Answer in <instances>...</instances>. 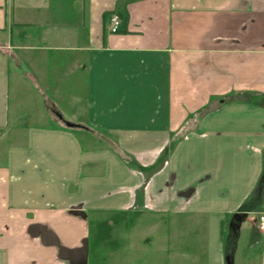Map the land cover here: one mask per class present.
<instances>
[{
	"label": "crops",
	"instance_id": "crops-1",
	"mask_svg": "<svg viewBox=\"0 0 264 264\" xmlns=\"http://www.w3.org/2000/svg\"><path fill=\"white\" fill-rule=\"evenodd\" d=\"M263 176L264 0H0V264H227Z\"/></svg>",
	"mask_w": 264,
	"mask_h": 264
},
{
	"label": "rangeland",
	"instance_id": "rangeland-1",
	"mask_svg": "<svg viewBox=\"0 0 264 264\" xmlns=\"http://www.w3.org/2000/svg\"><path fill=\"white\" fill-rule=\"evenodd\" d=\"M81 94H83L82 91L80 92H77V94H74L71 92V94L69 95V98H66V100H63L62 102H59V107H60V110L62 111L64 117L67 119V120H78V119H84L86 117V112H87V106H86V95H83L81 96ZM81 96V97H80ZM65 121V120H64ZM62 121L63 125H66V123ZM74 124V123H72ZM77 126V124H74ZM80 139L81 141H83V143H85V146L88 148L90 147L94 142H93V139L90 138L89 136L87 135H80ZM109 139V140H108ZM105 140L108 142V141H111L113 142L110 138H105ZM97 143V142H96ZM97 146V145H96ZM136 161V159H134ZM245 213H242L243 215L244 214H247V216L249 217V213H246V212H252V211H244ZM259 212L257 213H253V215H251L252 217V220L253 222H255V225L257 226V218H258V214ZM247 217V218H248ZM246 218V219H247ZM134 220V219H133ZM124 221H127L126 219ZM138 222L136 221V219L133 221L132 224H135ZM231 223V220L229 222V225ZM141 225V224H140ZM125 226V225H124ZM125 228V227H124ZM228 230H229V227H228ZM232 230V229H231ZM229 236V233L227 234V238ZM121 238L123 239V237L121 236ZM246 242V241H245Z\"/></svg>",
	"mask_w": 264,
	"mask_h": 264
},
{
	"label": "trees",
	"instance_id": "trees-1",
	"mask_svg": "<svg viewBox=\"0 0 264 264\" xmlns=\"http://www.w3.org/2000/svg\"><path fill=\"white\" fill-rule=\"evenodd\" d=\"M70 128V127H69ZM73 128H78V126H75ZM264 191V176L259 184L258 190L255 194V196H253V201L252 204H247V206H243V210L245 211H253L255 210L257 207H259L260 202H261V193ZM242 214H236L234 216V222L236 224L235 228H233L227 238L226 241V249H227V256L233 258L234 257V253L236 251V246H237V242H238V237H239V229H238V225L239 220L241 218Z\"/></svg>",
	"mask_w": 264,
	"mask_h": 264
},
{
	"label": "built area",
	"instance_id": "built-area-1",
	"mask_svg": "<svg viewBox=\"0 0 264 264\" xmlns=\"http://www.w3.org/2000/svg\"><path fill=\"white\" fill-rule=\"evenodd\" d=\"M109 24L111 33H118L121 31L122 22L118 14L115 13L110 16ZM257 215V228L262 234H264V213H258Z\"/></svg>",
	"mask_w": 264,
	"mask_h": 264
},
{
	"label": "water",
	"instance_id": "water-1",
	"mask_svg": "<svg viewBox=\"0 0 264 264\" xmlns=\"http://www.w3.org/2000/svg\"><path fill=\"white\" fill-rule=\"evenodd\" d=\"M66 125L68 126V127H70V128H73V127H75L76 125H74V124H72V123H69V122H66ZM248 216H247V214H242V216H241V218H240V220H239V225H238V229H240V225H241V222H243L244 220H246V218H247ZM235 226H236V224H235V222L233 221L232 222V224H231V229H233V228H235ZM226 262H227V264H233V258H231V257H227L226 258Z\"/></svg>",
	"mask_w": 264,
	"mask_h": 264
}]
</instances>
